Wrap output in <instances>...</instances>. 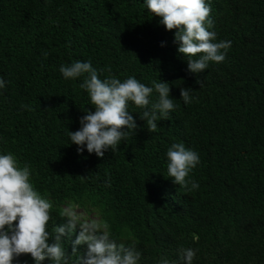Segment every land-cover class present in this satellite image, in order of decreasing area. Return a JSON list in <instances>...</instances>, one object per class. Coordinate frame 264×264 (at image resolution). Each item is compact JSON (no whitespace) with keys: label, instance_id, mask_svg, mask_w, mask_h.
Instances as JSON below:
<instances>
[{"label":"trees","instance_id":"trees-1","mask_svg":"<svg viewBox=\"0 0 264 264\" xmlns=\"http://www.w3.org/2000/svg\"><path fill=\"white\" fill-rule=\"evenodd\" d=\"M206 3L217 41L232 45L224 62L197 75L178 53L176 30H166L144 0H0V154L31 166V182L54 205L49 231L71 207L95 214L89 219L107 224L118 242L135 243L139 264L178 261L181 248L198 249L193 264H264V0ZM75 61L110 66L101 79L168 82L177 107L150 133L130 102L136 133L104 157L86 146L79 153L68 133L95 109L79 87L83 78L59 71ZM181 88L193 89L191 104ZM173 143L199 154L187 177L199 189L165 176ZM78 232L63 238L69 253ZM14 264L35 261L22 254Z\"/></svg>","mask_w":264,"mask_h":264},{"label":"clouds","instance_id":"clouds-1","mask_svg":"<svg viewBox=\"0 0 264 264\" xmlns=\"http://www.w3.org/2000/svg\"><path fill=\"white\" fill-rule=\"evenodd\" d=\"M152 16L160 17V24L166 30L175 31L174 43L178 53L187 59V70L199 75L208 69L210 62H224L232 42L217 41L213 29L211 6L206 0H144ZM47 55V54H46ZM60 73L64 79L83 78L79 87L89 96L90 108L80 118L81 127L69 131L70 143L78 145L77 151L83 153L85 146L89 154L104 157L111 149L114 153L122 141H128L136 133L139 125L129 111L133 103L142 111L140 119L146 121L145 127L150 133L158 130V122L169 119L177 105L170 98L171 87L168 82L153 81L152 87L146 86L135 76L121 81L114 75L104 79L100 72L111 73V67L97 70L90 61H75L61 65ZM203 86V82L197 79ZM6 87L0 77V89ZM158 94L155 102L152 94ZM191 88H181V99L191 104L195 99ZM29 108L28 105H22ZM167 175L173 182L188 192L199 189V183L189 180V173L200 163L199 154L184 143H173L167 150ZM31 166H20L12 153L0 154V264H14L22 254H30L35 264H42L46 259L51 264H70V257L75 256L73 264H139L141 252L135 243L126 246L113 237L108 225L96 218L93 213L83 215L67 207L59 212L64 222L48 230L53 202L42 195L30 180ZM190 185V186H189ZM72 250L64 247V237L71 238ZM54 242L50 243V239ZM80 246H86L82 252ZM198 249L181 248L179 260L169 261L162 257L159 264H193ZM240 264H248L242 263ZM255 264V263H253Z\"/></svg>","mask_w":264,"mask_h":264}]
</instances>
